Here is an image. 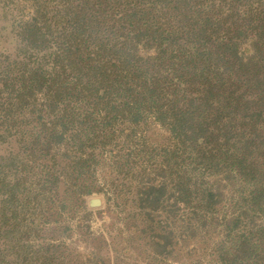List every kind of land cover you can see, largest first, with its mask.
Listing matches in <instances>:
<instances>
[{
  "label": "trees",
  "instance_id": "trees-1",
  "mask_svg": "<svg viewBox=\"0 0 264 264\" xmlns=\"http://www.w3.org/2000/svg\"><path fill=\"white\" fill-rule=\"evenodd\" d=\"M0 3L8 23L0 27V98L5 110L38 114L41 130L27 134L31 149L71 144L77 161L69 176L77 186L90 167L78 153L151 124L174 143L170 158L188 157L165 170L180 177L174 186L181 194L218 205L215 184L199 189L207 174L245 189L238 204L250 225L227 264H264V0ZM16 185L0 174L9 202ZM167 190L158 181L140 197L156 207Z\"/></svg>",
  "mask_w": 264,
  "mask_h": 264
},
{
  "label": "rangeland",
  "instance_id": "rangeland-1",
  "mask_svg": "<svg viewBox=\"0 0 264 264\" xmlns=\"http://www.w3.org/2000/svg\"><path fill=\"white\" fill-rule=\"evenodd\" d=\"M1 26L8 27L7 21L0 19ZM37 99L40 110L43 97ZM4 101L0 98V174L17 185L10 202L0 190V264L231 262L236 237L250 225L241 216L238 200L245 189L238 182L221 173L199 180L200 190L219 188L222 195L214 207L198 202L195 192L181 194L174 186L180 177L165 170L188 157L170 158L174 143L150 124L129 139L124 135L78 153L90 167L74 186L68 167L77 158L71 144L47 152L31 149L27 134L41 130L38 114L30 108L20 114L13 105L6 112ZM42 119L50 123L47 114ZM152 129L155 136L150 132L144 138L143 132ZM158 181H165L168 190L156 207H147L141 189Z\"/></svg>",
  "mask_w": 264,
  "mask_h": 264
},
{
  "label": "bare ground",
  "instance_id": "bare-ground-1",
  "mask_svg": "<svg viewBox=\"0 0 264 264\" xmlns=\"http://www.w3.org/2000/svg\"><path fill=\"white\" fill-rule=\"evenodd\" d=\"M97 203H98V201H95V202H94V204H97Z\"/></svg>",
  "mask_w": 264,
  "mask_h": 264
}]
</instances>
